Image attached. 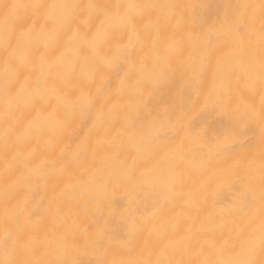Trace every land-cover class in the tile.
<instances>
[{
    "label": "snow or ice",
    "instance_id": "snow-or-ice-1",
    "mask_svg": "<svg viewBox=\"0 0 264 264\" xmlns=\"http://www.w3.org/2000/svg\"><path fill=\"white\" fill-rule=\"evenodd\" d=\"M201 7L170 0H115L114 3H101L99 0H0V49L7 53L0 71V147L5 157L6 176L19 173L13 184H5L0 264H77L74 260L19 258L21 255H34L36 245L29 248L23 243V225L30 221V215H26L27 200H16V192L21 187L29 186L33 178L57 172L54 162L40 160L35 150H25L33 144L50 147L56 134L77 116L81 119L91 117L98 127L118 123L120 130L117 141L120 146L127 145L140 152L151 145L155 139L153 131L156 122L147 117L141 118L140 114L147 106L146 93L157 83L165 81L169 70L159 56L148 69L143 59L133 58V50L151 47L155 51L162 25L176 20L182 15V10L191 9L197 14ZM221 7L228 10L225 18L219 27L210 29L218 34V42L238 43L240 35L245 32L244 19L247 17L251 21L257 9L262 19L258 67L255 55L250 50L243 60L218 59L215 67L218 77L235 74L244 81L249 91L256 86L258 72L261 92L259 111L253 106L230 107L219 91L210 92L203 100L205 110H212L218 118L227 122L224 141L214 147L229 151L240 137L247 136L250 131L258 136V212L254 208L255 197L245 186V178L251 176L254 159L246 154L231 169L238 182L237 207L234 209L238 221H233L231 225L216 224L212 229L193 225L184 231L178 241L171 243H164L166 232L157 233L159 243L156 247L163 245L160 254L165 258L114 260L111 264H264V0H259V4L249 2ZM143 21L147 22L141 23ZM49 24L53 25L51 29H47ZM65 32H71V35L62 47H57L60 35ZM125 33L128 42L121 43ZM142 33L147 34V39H141ZM173 44L180 47L178 41ZM102 48L106 49L104 53L101 52ZM108 51L111 55L107 54ZM56 52H59L56 61L50 62L49 55ZM78 66L80 71L77 70ZM86 67L88 71L83 70ZM205 69L206 65L202 63L198 74ZM121 70L123 76H120ZM110 73L118 81L115 86ZM97 76V93L109 90L105 105L99 109L95 107L94 98L82 90L86 82L96 80ZM125 97L134 98L135 102L125 103ZM20 106L29 108L33 113L22 129L20 121L14 116ZM58 110L63 112V118L58 115ZM257 125L258 132L255 131ZM207 135V126L195 133L198 140L205 139ZM248 139L254 143L252 137ZM85 151L86 145L81 142L62 153L64 166L75 164L82 170L79 180L65 189L76 198L96 204L107 184L121 180L130 181L133 191L159 189L163 194L171 187L172 179L166 160L156 159L151 151L140 159H134L132 165L113 168L104 175L84 165L81 158ZM34 161H39L35 168L30 166ZM216 219L210 217L209 223L215 224ZM140 230V223L133 220L130 239L125 246ZM172 230H176L175 225ZM233 232L237 236L242 235L243 241L239 251L224 256L226 233L231 236ZM221 239L224 243H220ZM169 250L189 252L205 258L177 261L166 257ZM146 251L151 254V250ZM206 251L215 253V258H208ZM96 264L109 262L101 259Z\"/></svg>",
    "mask_w": 264,
    "mask_h": 264
},
{
    "label": "bare ground",
    "instance_id": "bare-ground-1",
    "mask_svg": "<svg viewBox=\"0 0 264 264\" xmlns=\"http://www.w3.org/2000/svg\"><path fill=\"white\" fill-rule=\"evenodd\" d=\"M52 2V0H47ZM101 3H114L115 0H99ZM178 4L202 5L197 14L191 9L182 10L178 16L167 25L161 26V35L156 43V50L151 47L133 50V58L143 59L148 69H151L157 56L166 63L169 70L165 81L157 83L149 93H146V108L140 114L141 118L156 122L151 145L138 152L136 148L127 145L120 146L117 141L118 123L95 126L91 117H75L69 120L65 128L56 134L50 147L33 144L25 151L35 150L40 160L47 159L55 163V174L33 178L30 185L21 187L16 192V200H27L26 215L30 221L23 225L25 238L23 243L29 248L36 245L35 254L31 257L21 255L19 258H39L46 260H74L77 264H96L98 260L137 261L142 259L156 260L165 258L160 254L157 233L166 232L164 243L178 241L187 228L212 229L216 224L231 225L238 221L234 214L237 207V177L231 169L246 154L254 157L251 166V176L245 178V186L254 195V208L260 204V158L259 140L253 132L240 137L229 151H221L214 145L222 143L225 137L227 122L218 118L212 110H205L203 100L210 92H222L230 107L245 108L253 106L259 111L260 87L257 83L249 91L244 81L235 74L226 78L218 77L215 71L218 59L243 60L250 50L259 63L261 51L262 19L257 9L249 21L243 23L245 32L240 35L239 42H218V34L210 31L213 26L219 27L224 20L227 9L221 5H236L240 3L259 4V0H170ZM249 15H251L249 13ZM206 21V23H202ZM143 21L141 23H145ZM98 23V21H97ZM53 25L49 24L47 29ZM71 32L60 35L57 47H62ZM141 39H147L142 33ZM180 42V47L173 42ZM128 36L123 34L121 43H127ZM41 51L43 49L41 48ZM106 49L102 48L104 53ZM111 55V52H107ZM59 52L49 55V61L55 62ZM7 58V53L0 49V71ZM206 69L198 74L201 64ZM159 67V63L157 64ZM80 71L79 66L77 68ZM88 71L86 67L83 69ZM113 86L118 82L113 74ZM124 72L120 71V76ZM99 77L86 82L83 91L94 98L95 107L105 105L109 90L97 93ZM125 103H134V98H124ZM54 103V101H53ZM33 113L25 106L18 107L14 116L23 128ZM63 118V112L58 110ZM207 126L208 135L198 140L195 133ZM255 131L258 132V125ZM252 137L254 143H250ZM81 142L86 145L82 161L91 171L104 175L113 168L128 167L134 159H140L149 151L155 153L156 159H165L172 179L171 187L163 194L159 189L147 188L133 191V185L128 180L107 184L103 195L96 204L89 203L84 198H76L65 192L70 184H75L81 177L82 170L75 164L65 165L62 153ZM39 161L30 166L35 168ZM247 163V161H244ZM19 173H5V157L0 147V233L4 227V189L5 184H13ZM87 179V177H85ZM14 203L16 201H13ZM58 209V213H57ZM34 213V214H32ZM55 216L58 218L54 219ZM210 217H216L215 224L209 223ZM138 221L141 230L136 233L131 243L132 221ZM173 225L176 230L173 231ZM227 248L224 256L239 251L243 236L235 232L227 236ZM220 243H224L221 239ZM146 249L151 250V254ZM167 258L177 261H196L205 256L193 253L169 250ZM208 258H215V253L206 251Z\"/></svg>",
    "mask_w": 264,
    "mask_h": 264
}]
</instances>
